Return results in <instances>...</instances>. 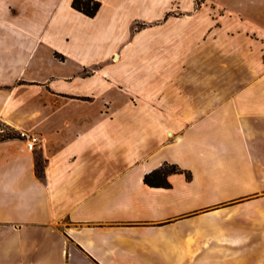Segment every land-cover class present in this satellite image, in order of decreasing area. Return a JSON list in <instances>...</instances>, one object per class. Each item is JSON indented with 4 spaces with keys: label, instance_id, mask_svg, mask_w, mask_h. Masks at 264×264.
Segmentation results:
<instances>
[{
    "label": "crops",
    "instance_id": "1",
    "mask_svg": "<svg viewBox=\"0 0 264 264\" xmlns=\"http://www.w3.org/2000/svg\"><path fill=\"white\" fill-rule=\"evenodd\" d=\"M99 1L0 0V264H264V40L118 61L137 0Z\"/></svg>",
    "mask_w": 264,
    "mask_h": 264
},
{
    "label": "rangeland",
    "instance_id": "2",
    "mask_svg": "<svg viewBox=\"0 0 264 264\" xmlns=\"http://www.w3.org/2000/svg\"><path fill=\"white\" fill-rule=\"evenodd\" d=\"M259 0H137V5L128 7V13L121 11L122 15H128V23H121L122 37L119 39H105L107 45L114 44L118 49H125V56L118 61H129L130 56L134 58V42H138L139 51L142 47L143 54L139 55L138 61L145 62L144 46L146 37L153 35L154 57L161 58L162 54L170 55L174 43L179 40L177 32L185 33V56L186 61L193 60L195 50L200 47H214L224 52L227 37L230 33L243 32L244 39L249 37L251 45L257 49L260 40H264V11L260 12ZM107 10V9H106ZM152 13L149 20L145 19V13ZM105 15V12L103 13ZM101 15V25L104 16ZM228 32L229 34H227ZM169 35V38L165 35ZM247 35V36H246ZM217 37V38H216ZM247 37V38H246ZM133 39L135 40L134 42ZM183 38L181 37L180 40ZM216 42H220L217 44ZM166 47L164 50L163 47ZM257 51V50H256ZM256 55V54H255ZM173 56V55H171ZM112 61H116L112 55ZM161 60V59H159ZM110 61V59H109ZM253 61L257 62L255 57ZM103 76L111 78L106 71ZM125 90V89H124ZM127 102L133 108L144 106L143 96L125 93ZM123 97V98H124ZM122 98V99H123ZM115 103L101 99V110H108ZM8 126L0 123V138L12 133ZM40 169V166H38Z\"/></svg>",
    "mask_w": 264,
    "mask_h": 264
},
{
    "label": "trees",
    "instance_id": "3",
    "mask_svg": "<svg viewBox=\"0 0 264 264\" xmlns=\"http://www.w3.org/2000/svg\"><path fill=\"white\" fill-rule=\"evenodd\" d=\"M72 6L73 8H75L76 10L86 14L87 16H94L100 6H101V1L99 0H72ZM16 136L15 131H13L12 133L7 134L6 136H2V138H8V137H14ZM170 170L172 171H183L182 169H180L178 166H176L175 164H172L170 166ZM187 176L189 177L190 174L187 172ZM145 179L147 180V177H145Z\"/></svg>",
    "mask_w": 264,
    "mask_h": 264
},
{
    "label": "built area",
    "instance_id": "4",
    "mask_svg": "<svg viewBox=\"0 0 264 264\" xmlns=\"http://www.w3.org/2000/svg\"><path fill=\"white\" fill-rule=\"evenodd\" d=\"M18 135L24 140L26 147L33 150L40 141L39 134L26 130H19Z\"/></svg>",
    "mask_w": 264,
    "mask_h": 264
},
{
    "label": "bare ground",
    "instance_id": "5",
    "mask_svg": "<svg viewBox=\"0 0 264 264\" xmlns=\"http://www.w3.org/2000/svg\"><path fill=\"white\" fill-rule=\"evenodd\" d=\"M114 56H115V59H117V58L119 57L118 54H115ZM168 134H169V135H172V131H168Z\"/></svg>",
    "mask_w": 264,
    "mask_h": 264
}]
</instances>
